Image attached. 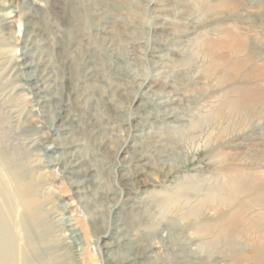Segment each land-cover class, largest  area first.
<instances>
[{
  "label": "rangeland",
  "instance_id": "rangeland-1",
  "mask_svg": "<svg viewBox=\"0 0 264 264\" xmlns=\"http://www.w3.org/2000/svg\"><path fill=\"white\" fill-rule=\"evenodd\" d=\"M10 1L0 0V9ZM14 1L21 15L35 12L37 30L22 44L33 61V74L47 73L58 85L53 94L58 100L50 106L49 119L57 116V104L65 101V117L76 120L63 122L67 134L58 126L42 132L33 128L31 121L38 118L31 115L33 104L28 98L33 95L20 89L27 86L26 81L14 72V54L8 52L16 37L4 34L0 16V62L4 65L0 67L6 68L0 71V181L15 173L18 180L8 183V191L22 206L16 217L25 213L32 226L46 228L38 231L41 243L37 246L45 264H112L110 257L130 255L137 240L145 247L156 246L152 258L139 264H252L222 258L218 250L210 258H202L203 250L201 256L195 255L196 242L205 237L191 229L169 203L177 199L188 208L215 194L227 181L231 166L264 172V99L249 121L235 128L227 129L226 122L215 120L234 83L224 78L223 67L207 72L211 60L205 54L209 41L220 42L217 52L230 63L243 62L241 73L255 74L249 86L264 90V0H237L225 11L213 9L219 0H36L37 5L33 0ZM72 8L79 16L69 25ZM16 25L23 33L24 24ZM232 34L235 39L230 38ZM241 40L248 45L242 51L235 49ZM65 83L71 87L66 89ZM169 114H175L174 121L167 120ZM43 135L76 144L87 163L84 173L92 169L78 178L87 186L76 206L87 221L79 257L72 253L80 252L79 246L70 251L62 244L61 225L56 222L69 215L64 207L78 198L63 166L49 171L44 161H36L45 158ZM135 143L146 154L158 153L159 162L179 168L180 178L164 185L163 176L154 172L140 183H122L118 170L133 156ZM109 191L114 201L104 199ZM137 191H141L143 208L139 225L128 227L132 245L127 250L110 247L120 238L104 234L114 221L110 206L122 197H135ZM26 195L34 198L38 217H31L24 205ZM121 218L129 221L131 215L122 209ZM186 246H190L189 255H179Z\"/></svg>",
  "mask_w": 264,
  "mask_h": 264
},
{
  "label": "bare ground",
  "instance_id": "bare-ground-1",
  "mask_svg": "<svg viewBox=\"0 0 264 264\" xmlns=\"http://www.w3.org/2000/svg\"><path fill=\"white\" fill-rule=\"evenodd\" d=\"M236 1L237 0H219V2L213 6V9L217 11H225L233 2ZM15 3L16 2L14 0H11L9 3L2 5L1 9L3 10H0L3 11V13L0 14V16L3 21L1 22L3 23L2 29L3 32H5L4 34L15 35L16 37V41L14 42L16 46H11V48L8 49V52H11L12 55L14 54L12 60L14 65H12L13 67L11 66L14 69V72L17 76H23V80L26 81L27 86L20 85V89L23 90L22 92L26 91L27 94L30 93L33 95V97L30 96L28 98L30 103L33 104L31 115L34 118L38 117L35 120L31 119L33 128L42 132L43 128L58 126L59 130L61 129L60 131H65L67 134L68 126H66L63 122L72 123L76 121L73 118L74 116L72 117L67 114L65 117L64 115V113L68 111V102H59L60 104H57V116L53 117V120L49 119V116H51L49 113L50 106L53 102H57L58 100L53 96V94L56 93L55 87L58 85L53 83L55 82V78L53 79L47 73L39 75L33 74V61H31V56L25 48H23L25 46H22L23 43L28 41V39H26L27 35L29 33H34L37 30L35 26V12H33L34 14H31V12L21 15L20 11L15 9ZM33 3L37 5L36 0H33ZM78 16L79 14L77 10L72 8L67 15V22L69 25L73 23ZM17 22L20 23V25L24 24L23 26L25 27L23 29V33L21 29L19 30L17 28ZM229 35H231V33ZM230 38L235 39L233 34ZM220 44L221 43L218 41H209L205 47V54L209 57V60H211V64L207 68V72H211L212 69L217 66L223 67L225 69L223 73L224 78H230L234 83L232 89L227 92L228 96L226 97V102L223 104L222 108H217V113H215L216 115L214 114L215 120L220 123L226 122L228 129L231 127L235 128L243 121L246 122L248 118L257 112V108L260 102H262L261 100L264 99V90H257L249 86L248 83L253 77H255L253 76L255 75L254 71L242 74L240 69L243 66V62L230 63L229 59L221 56L217 52ZM20 46L23 50L19 49ZM5 47L6 46H4L3 49ZM247 47V41L241 40L240 42L238 41V46H236L235 49L242 51L247 49ZM19 50L22 51L20 55ZM2 60L6 59L4 58ZM1 65L2 63L0 62V66ZM3 68H1L0 71H2ZM231 81H228V83ZM65 86L67 89L69 87L68 83H65ZM146 86L149 90L152 89L150 83ZM175 117V114H169L166 118L167 120L169 119L170 121H174ZM30 118L32 117L30 116ZM41 118L48 119L41 120ZM134 128L136 129V126ZM170 131H167V133ZM42 134L44 133H41V135ZM138 136H140V134L134 135V137ZM41 137L43 138V140L41 139V145L44 147L45 155L43 156H45V158L38 159L36 161H44V168H49V171L58 170L63 166L65 173L70 176V182L73 184L75 189L74 194L78 198L77 201L69 202L67 206L64 207V211H67V214L69 215H64L62 218L56 220V222H59V226L61 225L60 236L62 244L70 251H73L74 248L79 246L80 252H72L74 254L76 253V256L79 257L83 254L84 240L87 236V221L83 219L82 215H80L76 206L78 203L82 202L84 194L87 193V186L78 178L90 174L92 169L87 171V173H84L87 163L82 158V155L80 154L81 151L77 148L76 144H73L68 140L61 141L60 139L45 135ZM34 141L36 140H31V142ZM45 143H50L51 147H47ZM132 147L134 148L133 156L127 163L122 164L118 170L119 179L122 183L126 181H135L136 184L140 183L143 176H148L154 172H159L163 176L162 183L164 185L167 183H175V179L177 180L180 178L178 175L179 168L169 166L166 161L159 162L161 161V158L157 156L158 153L155 155H151L152 153L146 154L143 148L141 149L137 146V143L133 144ZM156 164H160V166L158 165L159 167H156ZM166 164L168 166H165ZM241 168L236 167V165L231 166L228 170V176L226 177L227 181L225 179L226 182L220 184L215 194L209 195L188 208L181 207L177 199L172 200L169 203L172 210L180 211V218L185 221L191 229H195L205 237H202V241L196 242V244L199 245V249L195 252V255L201 256L200 251L203 250L204 252L202 251V258H210L214 256V252L218 250L219 256L232 262L249 261L252 264H261V260L264 259V172L261 173L260 170H256V172H246ZM9 178V180L2 179V181H0V264H45L37 246L41 243L38 238V231H46V228L44 226H39L37 228L32 226L29 218L30 215L25 213H22L20 218L16 217L18 209L20 207L22 209V206L18 204L17 200H15L16 198L8 191L10 188V184L8 183L10 181L14 182L15 180H18V177L15 173H10ZM116 183L118 182L116 181ZM146 185V183H142V186ZM141 191L146 192L145 189H141ZM141 191H137L135 197H122L121 200L118 198L119 202H114V205L110 206V215L114 221L111 226H108V230L104 231V234L109 235V237L113 239L120 237L117 243L113 241L110 242L108 244L110 247L117 245L119 248H124V250L129 248L131 239L128 237V227L129 229L133 228L135 223L136 227L139 225V217L143 208ZM118 194L120 195V193ZM104 199H106V201H114L115 198L112 197V193L109 191V193L104 195ZM23 203L30 208L31 217L39 216L37 207L34 205V198L32 196L28 195L24 198ZM122 209L131 215V219L129 221H124L123 218L118 219ZM204 217V221L198 224L196 223L199 219ZM135 220L136 222H134ZM66 231L70 233L68 236L64 233ZM189 247H183L179 251V255H189ZM155 248L156 246L153 245L145 247L139 240H137L136 245H134L128 252L130 255L123 254L120 258L110 257V259H113L111 260L112 264H139L141 262L140 260H145V258L149 257L152 258ZM62 249L63 248H61V250Z\"/></svg>",
  "mask_w": 264,
  "mask_h": 264
}]
</instances>
